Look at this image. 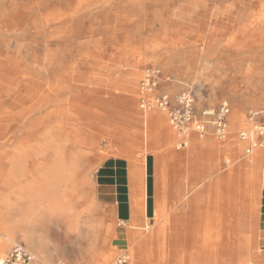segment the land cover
Returning a JSON list of instances; mask_svg holds the SVG:
<instances>
[{"label":"crops","instance_id":"crops-1","mask_svg":"<svg viewBox=\"0 0 264 264\" xmlns=\"http://www.w3.org/2000/svg\"><path fill=\"white\" fill-rule=\"evenodd\" d=\"M1 2L2 0H0V7ZM4 2L7 6L8 3L11 5L10 0H4ZM228 21L226 17L222 22L220 21L221 25L218 30L220 37L229 41L232 40L236 22L231 24ZM39 40L43 41L40 47L36 44ZM46 40L47 37L39 39L33 32L18 35L15 33L12 17L0 15V72H14L18 78V73H26L30 76L29 73H33L34 70L40 71L42 73L41 86L45 93L44 102L48 107L46 114L49 115L48 128L40 134L24 130L17 135L20 121L18 113L1 115L0 131L3 127H12L17 140L25 143L22 144L23 146L14 147L10 152L5 151L9 157L15 155L17 158L20 154L22 155L18 158V167H33L37 156V149L34 148L40 149L44 147L43 144L49 143V146L42 149V154L45 152L50 155L53 150L61 152L65 161L64 168L70 171L74 168L78 169V174L74 171L72 176L76 183L81 178L83 169L98 164V161L93 159L92 153L80 146L94 144L93 139H90L88 135L81 137L77 131L84 133L89 128L92 132L90 135L94 132L99 135L98 116L103 117L101 120H110L112 123L114 121V115L107 111V108H110L107 102L103 103L106 107L103 108L105 113L99 111L98 101L92 97L93 90L89 88L92 86L93 79H78L84 84L77 85L76 75L82 77L94 69L92 63L95 58L98 59V56L106 52L90 54L91 56L87 57L82 55L74 57L78 64L72 70L71 79L74 88L71 91V87L59 82L56 85L55 78L48 76V73L53 71L54 73L65 72L63 63L65 51L61 46L50 44ZM110 50L108 48L106 51ZM86 66L90 69H86ZM60 77L63 80L70 78L64 74ZM60 77L57 75V78ZM137 78L138 74L134 72L128 76L129 84L125 87L128 91L126 96H137L139 89ZM17 81L15 97L20 95L24 98H31V91L28 88H32L33 85L21 78ZM66 87L68 88L65 94L67 99L64 102L68 105H65L61 99V92ZM81 91H86L84 98H79L77 95ZM56 94L58 95L55 96ZM53 99H56L58 103L57 110L53 105ZM70 107L79 111H89V114L85 115L87 122H71L70 120L81 118L83 114H70L68 111ZM121 119L123 128L132 127L140 131V123L127 117ZM64 123L65 127L62 129ZM102 129H105L104 136L113 140L111 145L120 144L130 149V145L124 142V138L121 143L119 140H114L112 135L115 131L107 127ZM65 130L72 134H63ZM157 130L156 138L161 142L160 147L162 148L164 146L161 133L163 127ZM40 136L42 140H39ZM51 137H55L56 141L52 143ZM35 138L38 139L36 144L29 142L30 139ZM185 140L186 145H180L179 151H175L172 155H165L162 149L158 154H146L145 163L140 165L138 170L137 184L142 208L136 218L132 201L134 183L129 159L120 155H111L98 167L96 179L99 195L97 196L107 208L114 207L118 222H125V225H118L120 240L115 241V245L119 246L121 251L126 252L123 256L128 257L121 264H264V147H260L259 150L263 152L262 155L250 157L251 154H247L245 150L248 141L240 138L237 131L229 134L227 140H221L216 136L212 126L208 127L204 137L191 133ZM67 141L71 143V146L66 147ZM165 151L168 152L170 149ZM157 191L161 195H186V200L189 199V195H204V202L201 205L187 203L181 207L167 208L164 216L169 217L168 223L164 219L157 222L155 201ZM211 195H262L259 221L254 219V211L241 203L234 213V222L226 223L225 210L210 206L212 199H215ZM5 197L8 200L6 202L13 203L14 210H16V212H11V216H7L4 210H7L9 203L7 205L0 197V214L6 215V222H13V218L21 216L17 211V206L24 205L28 210L29 204L34 202L32 195H15V199H12L11 195H5ZM192 200H194L193 196ZM91 215H93L92 206ZM65 220L71 227L72 219L65 218ZM136 221L138 225L135 224ZM0 231L2 232L0 238L1 236L4 238L3 231ZM3 248L0 239V255ZM131 253L133 258L130 256Z\"/></svg>","mask_w":264,"mask_h":264},{"label":"bare ground","instance_id":"bare-ground-1","mask_svg":"<svg viewBox=\"0 0 264 264\" xmlns=\"http://www.w3.org/2000/svg\"><path fill=\"white\" fill-rule=\"evenodd\" d=\"M10 1L11 12L9 11L10 13H7V10L5 11L3 6H1L0 14L2 16L8 14L6 16L12 17L15 33L21 35L33 32L39 39L47 37V42L61 46V48L64 49L63 63L65 72L54 73L53 71L49 72L48 76L50 78H55L54 82L56 85L59 82L62 85L64 84L67 87H71V91L74 88L71 79L73 75L72 70L75 68V65L78 64L74 57L76 55L87 57L90 56V54H103V51L109 45L115 44L118 48L122 47V54L125 58L130 55L134 57L133 59L136 61H141L142 56L145 54L147 59H153L160 64V66L167 69H171L179 63L189 66L191 60L188 59V55L190 54L198 55L200 58L203 57L206 61V58L210 55H219L222 52H233L238 49L251 51L255 55L264 52V0ZM225 17L229 19L228 22L231 24L236 22V28L232 37L233 40L230 39L228 41L220 37L218 29L221 25L220 21L222 22ZM157 21L162 24L161 29L156 27ZM95 35H102L103 37L100 39H89ZM249 38H251V40L259 39L263 43L257 45L253 43L248 44L246 42L250 40ZM138 39L139 42H137ZM235 39H242L245 43H236L234 41ZM42 42L41 40L36 41L37 46H42ZM143 47L145 50H143ZM136 61L134 63H136ZM256 61L260 62V59L257 58ZM209 62L211 63V60ZM139 67L140 66H134L135 69ZM244 72L249 75V77L264 80V67L261 64L247 66ZM15 74L14 72H0V116L10 113H18L20 115L18 125L19 131L17 135H20L24 130L40 134L44 129L47 130L49 116L46 114L48 107L47 103L44 102L45 93L41 86L42 73L37 70H34L33 73H29L30 76L26 73H18V78ZM63 74L65 76H70V78L63 80V78L60 77ZM57 75L60 78H57ZM19 78L28 80L29 83L33 85L32 88H28V90L31 91V98H24L20 95L17 98L15 97V86ZM11 85L12 87H10ZM53 101V105L57 110L58 103L56 99H53ZM101 104V102H98V109L102 113H105L103 108L106 107ZM109 107L107 111L112 113L116 118L127 117L140 123L141 126L147 124L145 125L147 134L151 139V141L148 140L151 144L144 148V153H134L133 149L126 147H123L121 151L118 150L117 153V155L127 157L131 163V177L134 183L132 188V201L136 218L142 208L139 186L137 184L139 180V166L145 163L146 154H158L160 152L158 144L161 142H159L158 138H154L153 134L156 133L159 127H163L165 132L162 134V139L165 150L172 148L170 144L177 138V134L169 128L166 116L157 112H150L148 115L143 116L141 110L135 107L131 99H123L115 106L110 105ZM68 111L70 114H82L84 112L76 110L74 107H70ZM88 112L89 111H86V114H89ZM101 112H99V114H101ZM98 117L97 124L99 127H107L109 130H113V132L119 130L120 125L118 122L113 121L112 123L110 120L105 121L101 120L103 117ZM233 122L236 128L248 126L249 124L251 125L240 111H235V113H233ZM64 127L65 123L62 124V129ZM142 129H140V131L138 130V133L133 132V134L141 137L144 130ZM250 129L251 126L244 130L248 131ZM131 133V131L128 130L127 132L122 128L119 133H115L112 136H114L115 141L119 140L121 143L122 140H124L123 138H126V136H128L127 134ZM105 137L108 138V136ZM152 139H155V143ZM39 140H42L41 136ZM37 141V138L29 140V142H34V144H36ZM50 141L52 143L56 141L55 137H51ZM52 143H50V145ZM43 145V148H34L37 149V156L35 161L36 164L33 165V170L35 171H32V173L18 167L19 163L17 161L19 160L18 158L22 156L21 154L16 158L15 155L9 157L7 153L6 156L10 163V175L5 178L3 186L0 187V197L3 199L2 201H5L7 205L9 203L6 207L7 210H4L7 216H11V212H16V210H14L15 205L6 202L8 200L5 195H11V192H6L7 189L12 191L14 187L17 195H32L34 199L33 204H29L28 210L25 209L24 205L17 206V211L21 216H18L16 219L13 218V222L4 221L6 215L0 214V229L4 233V238L1 239L2 245L4 246L1 254L4 253L5 246L16 240V236L20 234L29 250L35 255L36 259L33 264H48L51 259L52 255L43 249L46 236L37 233L36 226L40 217L46 215L47 211L51 209L55 210L54 208L58 207L57 200L51 203V207L50 205H42L41 202L36 201V198L39 195H60L64 191L68 194L72 193L76 190L75 186L72 185V183H75L72 176L74 171L75 174H78V169L76 168L71 169V171L64 168L65 161L63 160V154L59 151L53 150L50 155L44 152V156H42V149L49 146V143ZM250 145L251 142L248 141V146ZM258 148L260 147L255 148V150L257 151ZM262 153L263 152H257L253 157H259ZM98 166L99 162L97 166L83 169V175L78 179L80 182L77 181L78 183L76 182V184H85L93 190L91 175ZM33 174L35 176H33ZM20 175H28L30 179L27 178L28 180L25 181L24 184L15 186L14 183L17 181L16 176L20 177ZM65 185L68 188L67 190H63V186ZM189 196V199L185 200V203H182L186 195H161L160 192L157 191L155 195L156 221L159 222L164 219L166 223H168L169 217L164 216L167 208L181 207L183 204L185 205L187 203L189 205L191 203L201 205L202 202H204V195ZM192 196L194 200H192ZM261 196L262 195H211V197H215V199H212L210 206L223 208L225 210V222L232 223L235 220L234 213L242 203L243 206L246 205L254 211V219L258 222L260 218ZM113 208H110V216L115 214ZM94 211L95 208L92 210L93 214ZM71 222V227L78 229L79 220L73 218ZM99 222L100 221L92 217V223H90L91 230L98 228ZM135 224L138 225L137 221ZM107 232L109 235L113 236L116 234L115 227L109 225L107 227ZM92 248H94V244ZM115 250V252L105 256L100 264H120L121 259L116 262V258L121 253V248L116 246ZM100 255L96 254L95 256L99 257Z\"/></svg>","mask_w":264,"mask_h":264},{"label":"rangeland","instance_id":"rangeland-1","mask_svg":"<svg viewBox=\"0 0 264 264\" xmlns=\"http://www.w3.org/2000/svg\"><path fill=\"white\" fill-rule=\"evenodd\" d=\"M8 4L9 5L7 6L4 0L1 2L2 6L5 5L3 6L4 10H7L6 12L10 13L11 5L10 3ZM156 27L158 29H161L162 24L157 21ZM102 37V35H95L94 37L89 39H100ZM249 39L250 40L246 42L248 44L253 43L257 45L259 43H263L259 39ZM234 41L236 43H245L242 39H235ZM137 42H139V39L137 40ZM108 48L111 50L107 52L106 50ZM143 50H145L144 47ZM122 51V47L118 48L115 44L107 46L103 51V53H106L98 56V59L95 58L94 63H92L94 69H91L90 72L84 74L83 76L85 77L76 75V84H84L78 79H93L92 86L89 88H92L93 90L91 92L93 94L92 97L99 103L101 102V105L107 102L108 106H115L124 98H126L134 101L135 105L141 110L143 116L148 115L150 112H157L166 116L169 128L175 131V133L177 134V138L173 141L172 144H170L172 147L170 151H165V146H162L161 148L160 144H158L159 151L160 149H162L164 154L167 156L172 155L175 151H179L178 147H180V143L182 142L183 137L170 124L168 116L165 112L159 109H154L151 111L142 109L140 103V81L147 69L151 67H158L162 69L166 76L170 77L169 80L165 81L162 84L160 88V91L162 92L175 94L183 91L188 87L193 88L196 95L195 105L199 118H202L201 113L204 109L219 107L224 101H228L231 107V114L229 119L230 134L237 131L239 135L240 131L250 128L251 126L249 124L248 126H241L239 128H236L234 125L235 123L233 122V113H235V111H240L245 116V119L249 121L248 117L250 112L260 110L264 107V80L249 77V75L244 72L245 67L247 66H255L257 64H261L264 67V52L255 55L251 51L249 52L245 49H238L233 52H222L219 55H210L206 58V61L203 57L200 58L198 55L190 54L188 55V59L191 60L189 66H185L184 64L182 65L179 63L177 64V66H174L171 69H167L160 66V64H158L155 60L147 59V56L145 54L144 56H142L141 61H136L135 59H133L134 57L130 55L126 56L125 58V56L122 54ZM257 58L260 59V62L256 61ZM210 60L211 63L209 62ZM135 61L136 63H134ZM135 65L140 67L135 69ZM86 69L90 68L86 66ZM133 72L138 74L137 80L139 89L137 96L130 97L126 96L128 94V91L125 89V87H127V85L129 84L127 80L128 76ZM106 84H108V86ZM67 90L68 88L66 87L61 92V99L65 105H68V103L64 102L67 99V97L65 96ZM85 94L86 91H81V93L77 95L79 98H84ZM109 95L110 97L108 98ZM82 114L83 116H81V118H73L70 121H78L80 123L87 122L85 116L86 112L84 111ZM67 121L69 122V120ZM114 121L118 122V124L120 125L119 130L115 131V133H118L123 128V120L114 116ZM9 123L13 124V122ZM145 125L143 124L141 126V129H144H142L143 132L141 134V137L139 135L133 134V132L138 133V129H133L132 127L123 128L127 132L128 130L132 132L131 134H127L128 136L124 138V142L130 145V148L133 149L134 153H144V148L151 144L149 142L151 141V139L147 134ZM104 130L105 129L99 127V135L95 134V132L94 134L90 135V133L92 132L89 128L84 133L77 131V133L80 134L81 137H84L83 135H88L90 139H93L94 144H82L80 146L92 153L93 159L99 162V166L106 158L111 155H117L118 150L121 151L123 149L120 144L111 145L110 143H113V140L109 137L106 138L104 136ZM164 132V129L161 130L162 134ZM67 133L72 134V132L70 131H63V134ZM191 133L193 134L195 132ZM15 134L16 133L13 131L12 127H3L0 131V136L2 135L0 141V187L3 186L5 178L10 175V163L5 151L10 152L14 149V147L25 144L20 142L21 140L18 141ZM157 134L158 130L155 134H153L154 138L157 137ZM154 140L155 139H152V141ZM189 145H191V143H189ZM69 146H71V143L67 141L66 147ZM259 150L260 148L257 149V151L254 150L250 157L259 152ZM33 164L36 163L34 162ZM98 167L93 171L91 175L93 190L85 184L79 185L76 183H72V185L75 186L76 190L70 194L65 193L64 191L60 195H39L36 198V201L41 202V204L44 206H51V203L56 202V200L58 201V207L54 208L55 210L49 208L51 210L47 211L46 215L40 217L36 226V232L46 236V241L43 245V249L52 255L48 264H54L58 261H66L69 263L82 262L83 264H100L105 256L116 251L115 241L118 242L120 240V227L118 226V220L115 214H112L111 216L109 215L111 207L107 208V206L97 196L99 195L96 179V171ZM22 169L29 171L30 173H32V171H35L33 170V167H24ZM82 175L83 174L81 173V176ZM33 176L35 175L33 174ZM16 178L17 181L14 183V185L19 186L21 184H24L26 180L30 179V176L20 175V177L16 176ZM67 189L68 188L66 185L63 186V190ZM6 192H11V198L15 199V195H17V192L14 190V187L12 191H10V189H7ZM185 200L186 199H184L182 203H185ZM91 206L92 210L95 208L93 215H91ZM64 213L66 214L64 215ZM91 216L100 221L98 228L92 230L90 228V222L92 220ZM65 218L67 220H70L71 218H77L79 220L78 229L69 227L66 223ZM4 221L7 220L4 219ZM71 224L72 222L70 223V226ZM109 225L115 227L116 234H114L113 236L109 235V233L107 232V227ZM0 233L2 235L1 231ZM0 239H3V236H1ZM16 243H23L28 248L25 241H23L22 236L19 234L16 240L5 246V251L0 255V257L6 255ZM93 244L94 248H92ZM125 253V251H121V253L116 258V262H118L123 257V255H125ZM96 254H99L100 256L96 257ZM130 256L133 257V254L131 253Z\"/></svg>","mask_w":264,"mask_h":264},{"label":"built area","instance_id":"built-area-1","mask_svg":"<svg viewBox=\"0 0 264 264\" xmlns=\"http://www.w3.org/2000/svg\"><path fill=\"white\" fill-rule=\"evenodd\" d=\"M169 80L162 69L151 67L147 69L140 82V103L142 109L151 111L159 109L168 116L170 124L182 135L180 145H186V138L191 132L204 137L208 127L212 126L216 136L221 140H227L230 134L231 107L228 101L219 107L206 108L199 118L196 111V95L193 88L188 87L175 94L160 91L162 84ZM251 123L250 130H242L240 138L248 140L251 145L246 148L247 154H252L257 147H264V107L252 111L248 117ZM118 225H125L119 221ZM127 256H123L120 262H125ZM35 255L23 243H16L12 249L0 258V264H33ZM54 264H83L82 262L69 263L58 261Z\"/></svg>","mask_w":264,"mask_h":264}]
</instances>
